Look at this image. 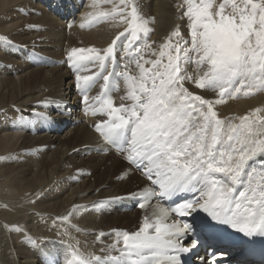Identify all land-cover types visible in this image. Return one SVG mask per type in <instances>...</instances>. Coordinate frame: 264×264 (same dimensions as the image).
Returning <instances> with one entry per match:
<instances>
[{
    "label": "snow or ice",
    "instance_id": "6c2138e0",
    "mask_svg": "<svg viewBox=\"0 0 264 264\" xmlns=\"http://www.w3.org/2000/svg\"><path fill=\"white\" fill-rule=\"evenodd\" d=\"M100 2L93 0V8ZM127 7L128 0H119L108 11L87 14L86 23L118 18L127 27L102 50L73 47L67 53L75 86L85 105L92 102L93 115L107 117L94 125L104 145L118 151L150 182L146 190L130 194L143 201L139 207L193 190L203 199L173 209L157 202L152 217H145L137 231L116 233L123 246L117 248V240L111 247L119 255L105 261L73 249L65 264H182L181 254L197 247L199 239L190 224L169 222L173 213L184 216L203 210L212 221L245 237L264 236V161L255 166L258 156H264V115L256 109L236 118V123L220 118L214 109V104L226 102L225 97L264 91V0H181L176 9L188 22L187 38L177 25L158 51L148 39L154 18H145L138 4L130 11ZM6 40L0 36V41ZM145 49L155 59L145 58ZM118 50L123 66L117 61ZM192 63L197 66L195 75L186 67ZM133 64L135 73L129 67ZM101 79L100 94L90 97ZM187 82L217 91L219 98L205 99L185 87ZM121 83L125 95L117 106L110 93L119 91ZM71 214L60 219L67 221ZM26 241L36 244L30 236Z\"/></svg>",
    "mask_w": 264,
    "mask_h": 264
},
{
    "label": "bare ground",
    "instance_id": "6f19581e",
    "mask_svg": "<svg viewBox=\"0 0 264 264\" xmlns=\"http://www.w3.org/2000/svg\"><path fill=\"white\" fill-rule=\"evenodd\" d=\"M180 2L128 0L127 11L138 4L145 18H154L148 37L152 49L158 51L177 25L187 38L188 22L176 9ZM118 4L119 0H101L93 8V0H0V36L7 38L0 41V264H65L73 249L107 261L119 255L111 247L117 240V248L123 246L116 233L137 231L160 202L156 198L144 208L126 210L143 202L130 194L146 190L150 182L104 145L94 125L107 117L93 115L91 101L83 103L75 70L67 61L73 47L102 50L124 31L127 25L118 18L86 23L89 12L108 11ZM143 54L155 59L151 50ZM122 55L118 50L121 66ZM129 67L137 71L134 64ZM186 67L189 74H197L195 63ZM102 84L101 79L88 95L100 94ZM185 87L205 99L219 98L217 91L197 89L191 82ZM110 94L119 106L125 95L122 83ZM225 101L214 104L222 119L238 123L236 118L256 109L264 115V91L252 90L248 96L242 91ZM262 161L264 156H258L255 166ZM198 199H203L201 194ZM69 213L67 221L60 219ZM191 215L200 221L209 217L203 210ZM29 236L35 245L26 241ZM196 256L189 255L192 264L199 262ZM214 257L220 262L226 253L217 251Z\"/></svg>",
    "mask_w": 264,
    "mask_h": 264
},
{
    "label": "rangeland",
    "instance_id": "374dc122",
    "mask_svg": "<svg viewBox=\"0 0 264 264\" xmlns=\"http://www.w3.org/2000/svg\"><path fill=\"white\" fill-rule=\"evenodd\" d=\"M80 123H82V121H80ZM78 127H80V126H78ZM65 129H62V130H60L59 131V134L61 133L62 134V132L64 131ZM83 156H87V154H83ZM100 170V169H99ZM102 170H104V167L102 168ZM102 170H100V171H102ZM105 170H106V168H105ZM104 170V171H105ZM95 179V178H94ZM136 208H138V207H132V208H130V209H126L127 211H129V212H133ZM117 213V212H116ZM116 213H115V215H116Z\"/></svg>",
    "mask_w": 264,
    "mask_h": 264
}]
</instances>
